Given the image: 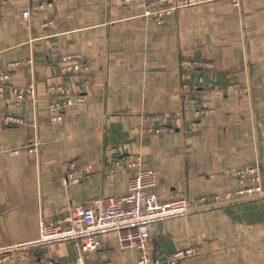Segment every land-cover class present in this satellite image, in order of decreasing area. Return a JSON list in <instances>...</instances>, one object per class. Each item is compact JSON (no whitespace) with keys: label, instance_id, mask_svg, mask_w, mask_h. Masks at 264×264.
<instances>
[{"label":"crops","instance_id":"crops-1","mask_svg":"<svg viewBox=\"0 0 264 264\" xmlns=\"http://www.w3.org/2000/svg\"><path fill=\"white\" fill-rule=\"evenodd\" d=\"M173 1L53 0L50 11L23 19L28 0H0V70L19 61L10 83L33 82L39 99L15 106L9 84L0 95V246L37 238L40 220L55 221L64 207L125 193L134 169L115 162L139 156L156 171L161 201L184 197L191 205L188 215L150 226L154 255L191 246L196 254L177 264H264V198L244 207L211 200L240 187L239 167L258 163L264 174V0L191 4L161 22L145 14ZM46 20L52 24L42 27ZM68 53L84 56L90 85L83 104L52 122L45 86L64 79L58 66ZM182 58L214 65L201 83L193 73V105L180 92ZM201 101L212 110L195 124ZM7 112L24 124H5ZM154 115L171 117L162 133L153 131ZM33 117L38 145L30 148ZM100 240L87 264H136L138 251H121L114 233ZM33 253L75 264L69 242Z\"/></svg>","mask_w":264,"mask_h":264},{"label":"built area","instance_id":"built-area-1","mask_svg":"<svg viewBox=\"0 0 264 264\" xmlns=\"http://www.w3.org/2000/svg\"><path fill=\"white\" fill-rule=\"evenodd\" d=\"M138 1L152 3V0H123L125 4ZM166 2L167 0H156ZM211 0H174L169 5L156 8V10L145 9V14H153L158 22L173 12L191 4L207 2ZM53 0H28L26 9L21 11L23 19L32 15L36 9L39 14L50 11ZM238 4L239 0H233ZM149 5V4H148ZM52 24L46 20L42 27ZM179 71L181 83L180 92L185 95L188 104L193 105V100L188 99V93L194 89L193 73H197L196 81H204L205 73H213V63L206 59L180 60ZM21 67L19 61H11L5 70H0V95L4 93L7 84L13 95L15 106L29 103L36 107L38 104L37 87L33 82L25 86H16L10 83L11 76ZM88 66L81 53H68L60 56L58 74L64 79L60 83L47 84L45 86V101L48 120L58 122L63 113L77 104L85 102V91L90 85L88 77ZM75 78L77 88H73L68 79ZM233 88L232 84L227 85ZM214 88H218L214 85ZM194 110L195 124L202 115L210 111L206 101H201ZM212 110V109H211ZM153 121L160 126L155 128L154 133H162L161 123L171 120V117L163 115L152 116ZM3 121L9 125H22L24 119L12 113H5ZM29 123L31 128L30 148L38 145L35 140V119ZM171 130V129H170ZM114 152L115 148H111ZM115 169L133 168L134 172L128 177L126 191L121 195H99L91 198L85 204H74L61 209L55 221L40 220L38 236L35 239L10 243L0 246V264L3 262H16L20 264H48L44 258H36L34 250L46 245L69 242L75 249V264H87L90 253L98 250L101 245V236L114 233L117 238L118 248L121 251L136 249L138 258L136 264H177L181 259L196 254L197 248L185 247L165 255L156 256L149 247L150 226L156 222L181 218L191 211L190 201L180 197L171 201H161L154 192L156 186V171L143 163L137 156L131 160H116ZM240 187L233 192L213 194L211 200L216 203H236L241 207L253 199L264 198V174L258 163L239 167L233 172ZM70 178V176H68ZM69 178L63 181V185L69 183Z\"/></svg>","mask_w":264,"mask_h":264}]
</instances>
